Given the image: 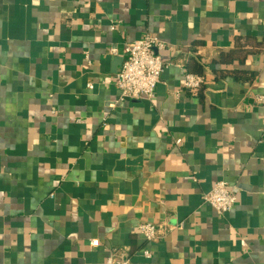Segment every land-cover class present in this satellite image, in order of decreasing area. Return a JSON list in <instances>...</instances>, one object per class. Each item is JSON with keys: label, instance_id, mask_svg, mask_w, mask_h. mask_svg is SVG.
<instances>
[{"label": "crops", "instance_id": "0c3cea01", "mask_svg": "<svg viewBox=\"0 0 264 264\" xmlns=\"http://www.w3.org/2000/svg\"><path fill=\"white\" fill-rule=\"evenodd\" d=\"M145 34L173 48L153 98L120 100ZM262 93L264 0H0V264H264ZM219 180L224 215L203 200Z\"/></svg>", "mask_w": 264, "mask_h": 264}, {"label": "built area", "instance_id": "2783aa9c", "mask_svg": "<svg viewBox=\"0 0 264 264\" xmlns=\"http://www.w3.org/2000/svg\"><path fill=\"white\" fill-rule=\"evenodd\" d=\"M173 46L153 34H145L141 38L128 42L122 48L124 54L123 64L115 79V86L120 90V100H134L154 97L157 85L164 71L162 52L171 50ZM119 48L112 47L110 53L118 55ZM205 76L187 72L184 85L190 90L202 86ZM93 87L92 83H88ZM256 103L264 107V93L256 97ZM182 140L177 138L176 145ZM203 200L218 214L224 215L232 210L237 201L234 188L224 180L217 181L211 190L203 194ZM165 223L142 222L138 225L145 240L153 242L165 232ZM167 227V226H166ZM99 240H92L91 246H99ZM143 255L151 257L152 252L144 249ZM105 264H133L131 257L124 251L112 252Z\"/></svg>", "mask_w": 264, "mask_h": 264}, {"label": "trees", "instance_id": "16d2710c", "mask_svg": "<svg viewBox=\"0 0 264 264\" xmlns=\"http://www.w3.org/2000/svg\"><path fill=\"white\" fill-rule=\"evenodd\" d=\"M242 52H243V49L239 45H236V47L231 49V50L223 51L221 53L219 59L217 60V62L218 63H223V64L227 63V62H230V61L233 60V58L235 56L240 55ZM244 55H243V57H244ZM243 57L241 58V60H243ZM213 73L218 78V77L225 76L227 74L236 76L238 74V71L234 70V69H226V68H217V67H215L214 70H213Z\"/></svg>", "mask_w": 264, "mask_h": 264}]
</instances>
